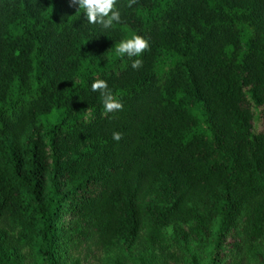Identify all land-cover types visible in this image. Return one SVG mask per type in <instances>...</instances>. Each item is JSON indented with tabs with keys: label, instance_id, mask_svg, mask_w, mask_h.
Masks as SVG:
<instances>
[{
	"label": "trees",
	"instance_id": "1",
	"mask_svg": "<svg viewBox=\"0 0 264 264\" xmlns=\"http://www.w3.org/2000/svg\"><path fill=\"white\" fill-rule=\"evenodd\" d=\"M128 3L103 29L71 0H0V264H158L170 236L205 249L183 264H264V0Z\"/></svg>",
	"mask_w": 264,
	"mask_h": 264
},
{
	"label": "clouds",
	"instance_id": "2",
	"mask_svg": "<svg viewBox=\"0 0 264 264\" xmlns=\"http://www.w3.org/2000/svg\"><path fill=\"white\" fill-rule=\"evenodd\" d=\"M135 0H129L128 7ZM71 3L77 6L84 19L90 24L100 25L103 29H111L114 24L121 23V12L118 9L117 0H71ZM147 47V41L139 35H132L131 38L121 39L114 45V54L116 56L132 58L139 56ZM141 64L139 59L133 60L131 67L138 68ZM91 90H99L101 102L105 112H112L120 110L122 104L112 94L111 89L108 88L106 81L96 79L91 83ZM122 133L118 131L112 132V139L119 141Z\"/></svg>",
	"mask_w": 264,
	"mask_h": 264
},
{
	"label": "rangeland",
	"instance_id": "3",
	"mask_svg": "<svg viewBox=\"0 0 264 264\" xmlns=\"http://www.w3.org/2000/svg\"><path fill=\"white\" fill-rule=\"evenodd\" d=\"M263 129H264V125ZM262 130V128L260 129ZM171 235V234H169ZM72 248V247H70ZM258 249L262 252L264 258V242ZM156 255L158 256V264H183V259L185 258L187 252L189 251L190 254L200 253L202 259H204V253H202L205 249L197 246V245H189L183 246L175 241H172L171 236L168 238V241L165 245L161 246ZM34 251L28 247L25 251V264H36L34 260ZM248 253V261L246 264H259L257 262V258L254 257L253 251L251 252L250 249L247 251ZM72 257L78 258L81 260L82 264H108L110 255H107L101 251L93 249V251H86L85 249H81L80 251H72ZM124 264H135L131 261V258H126L124 260Z\"/></svg>",
	"mask_w": 264,
	"mask_h": 264
}]
</instances>
